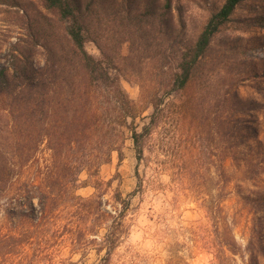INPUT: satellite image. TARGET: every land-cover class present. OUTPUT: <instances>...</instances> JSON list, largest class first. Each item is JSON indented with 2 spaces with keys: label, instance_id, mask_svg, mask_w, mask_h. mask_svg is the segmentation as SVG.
<instances>
[{
  "label": "rangeland",
  "instance_id": "1",
  "mask_svg": "<svg viewBox=\"0 0 264 264\" xmlns=\"http://www.w3.org/2000/svg\"><path fill=\"white\" fill-rule=\"evenodd\" d=\"M69 1L94 13L86 21L87 52L107 62L143 107L129 123L139 131L151 127L141 160L126 131L121 155L113 153L100 168L102 191L89 185L76 192L83 198L100 193L108 210L121 208L117 194L130 203L128 234L110 264L135 258L139 264H213L218 237L242 250L227 253L225 264H249V243L264 244V0L240 1L188 88L170 95L160 85L171 83L179 52L197 41L226 0ZM59 19L46 0H0V70L12 75L25 62L44 65L42 38L63 34ZM141 85L150 98L164 99L153 125ZM7 196L0 200V237L14 234ZM63 244L62 238L52 243V261L42 264L101 258L94 250L72 254Z\"/></svg>",
  "mask_w": 264,
  "mask_h": 264
},
{
  "label": "trees",
  "instance_id": "2",
  "mask_svg": "<svg viewBox=\"0 0 264 264\" xmlns=\"http://www.w3.org/2000/svg\"><path fill=\"white\" fill-rule=\"evenodd\" d=\"M240 1L226 0L197 41L181 49L171 83L160 85L165 95L188 88L213 37ZM46 2L65 26L61 36L44 34V65L32 68L25 62L12 75L7 68L0 70V200L8 195V214L14 216V234L0 237V264L52 261L51 244L60 238L72 254L94 250L101 257L96 264H110L128 234L130 203L117 194L114 199L121 208L108 210L100 193L83 198L76 192L89 185L102 191L106 184L100 168L113 153L121 155L126 131L141 160L151 127L139 131L129 123L143 107L130 98L107 62L85 49L86 21L94 13L69 0ZM141 89V102L153 109V125L164 99L154 94L150 98L145 85ZM83 173L88 176L84 182ZM217 239L213 264H225L227 253L241 255L235 242ZM253 245L246 248L249 264H259L255 253L264 258V244L257 249ZM139 262L135 258L127 264Z\"/></svg>",
  "mask_w": 264,
  "mask_h": 264
}]
</instances>
